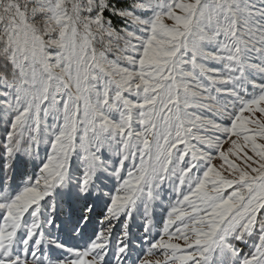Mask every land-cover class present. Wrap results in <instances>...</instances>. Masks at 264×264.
Segmentation results:
<instances>
[{
    "label": "snow or ice",
    "instance_id": "obj_1",
    "mask_svg": "<svg viewBox=\"0 0 264 264\" xmlns=\"http://www.w3.org/2000/svg\"><path fill=\"white\" fill-rule=\"evenodd\" d=\"M0 264H264V0H0Z\"/></svg>",
    "mask_w": 264,
    "mask_h": 264
}]
</instances>
